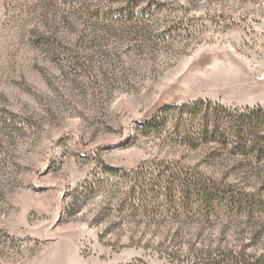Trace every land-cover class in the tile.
<instances>
[{"label":"rangeland","instance_id":"obj_1","mask_svg":"<svg viewBox=\"0 0 264 264\" xmlns=\"http://www.w3.org/2000/svg\"><path fill=\"white\" fill-rule=\"evenodd\" d=\"M198 99L264 106V0H0V264H159L167 239L264 254V161L146 128ZM186 170L254 207L149 191Z\"/></svg>","mask_w":264,"mask_h":264},{"label":"trees","instance_id":"obj_2","mask_svg":"<svg viewBox=\"0 0 264 264\" xmlns=\"http://www.w3.org/2000/svg\"><path fill=\"white\" fill-rule=\"evenodd\" d=\"M168 120L175 122L173 132L177 133L176 141L179 145L184 144L192 149L208 147L207 164L214 163L217 159H235L240 166L264 161V106L228 108L219 102L198 99L181 105L165 106L159 115L147 122L146 128L153 132L164 130L165 125L169 124ZM224 180L213 178L204 171L194 174L191 170H186L183 174L170 172L163 186H158L151 179L147 184L150 192H154L155 188L160 191L165 187V197H169L170 203L174 197L171 194L173 187H177L183 193V200L197 198L208 210L216 209L218 199L223 197H227L229 203L237 208L254 207L253 202L256 200L247 194L236 195L235 192L225 191L231 185ZM158 191L157 198L164 196ZM166 242H159L157 245L163 260L159 264H264V254L253 256L242 248L235 250L221 246L192 245L183 251L175 241L167 239ZM147 246L145 244V248ZM149 247L154 249L151 244ZM118 264L149 263L141 258H134L128 263Z\"/></svg>","mask_w":264,"mask_h":264}]
</instances>
